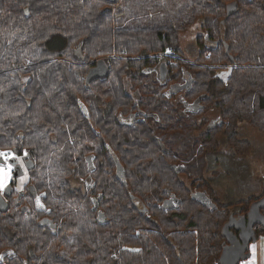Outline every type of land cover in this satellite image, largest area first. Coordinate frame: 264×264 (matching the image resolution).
<instances>
[{
  "label": "trees",
  "instance_id": "obj_1",
  "mask_svg": "<svg viewBox=\"0 0 264 264\" xmlns=\"http://www.w3.org/2000/svg\"><path fill=\"white\" fill-rule=\"evenodd\" d=\"M242 122L264 133V0H0V149L30 154L36 194L0 211V264H223L264 196L223 203L208 176L251 151Z\"/></svg>",
  "mask_w": 264,
  "mask_h": 264
},
{
  "label": "rangeland",
  "instance_id": "obj_2",
  "mask_svg": "<svg viewBox=\"0 0 264 264\" xmlns=\"http://www.w3.org/2000/svg\"><path fill=\"white\" fill-rule=\"evenodd\" d=\"M200 31L199 24H196L180 34L182 56L184 58L188 60L197 59L200 48L197 45L196 37ZM228 74L229 70L218 71V75H222L224 78ZM208 115L214 117L212 112L208 113ZM239 126V130L241 131L240 137L249 139L252 142L251 151L245 156H237L234 155V152L226 144L224 146L225 151H223L222 147L215 154L213 163L210 164L211 171L208 176L213 182H217L214 183V188L217 190L219 199L223 203L246 199L250 196L259 197L262 195V193H255L258 191V182L262 184L264 181V133L245 122L240 123ZM24 178L25 176L21 177L22 180ZM258 241H261L260 249L264 252V234L254 235V238L247 244L238 241L239 245L243 244L245 249H248L249 256L253 255L254 260L247 263V257H241L237 264H256L258 256L255 255L259 252ZM253 246H255V252H253Z\"/></svg>",
  "mask_w": 264,
  "mask_h": 264
},
{
  "label": "water",
  "instance_id": "obj_3",
  "mask_svg": "<svg viewBox=\"0 0 264 264\" xmlns=\"http://www.w3.org/2000/svg\"><path fill=\"white\" fill-rule=\"evenodd\" d=\"M236 7V3H231L229 6H228V14H232L234 12V9ZM26 15L27 17H30V13H29V10L26 9ZM83 48H84V43H82V45L80 47H78L76 50H75V53H74V56L77 60L79 61H82L84 59V56H83ZM233 59V58H231ZM166 74V71L164 69V67L162 68V76H165ZM108 75V66L105 62L104 59H99L97 61V63L95 64V66H93L92 68H90L87 76H86V81L88 83L92 82L93 80H96V79H99V78H104ZM26 165L29 169L33 168L34 167V162L33 160L31 159L30 157V154H28L26 157ZM3 163V160L0 158V164ZM10 163L13 165V164H16L15 163V160L12 159L10 161ZM119 166H118V169H117V172L119 174ZM124 174V172H123ZM19 175V172H18V167L16 168V171L14 173V177H17ZM121 179H123V177H121ZM124 184H127V182L125 180H123ZM12 186H8L7 187V194L10 195V191L9 189H11ZM30 190L31 192H33V187L31 186L30 187ZM180 202H181V199L175 197V198H170V199H166L164 201V205L165 208L167 209H173V208H178L179 205H180ZM260 206L261 207H264V196L262 197V199H260ZM170 204L167 206V204ZM173 203V204H172ZM175 203V205H174ZM8 209V203L7 201L4 199L3 195L0 194V211H6ZM25 210V209H23ZM255 216L254 218L252 216ZM248 218H250V225L248 226V229L244 232H242L240 234V240L242 241V243L244 244H247L251 239L254 238V235H255V231H254V228H253V224H262L263 221H264V215L261 213V211L258 209V207H256L255 205L253 206V208L250 210V212L248 213L247 215ZM253 218V219H252ZM98 221L100 222H108V220L106 219L105 215L102 214V213H99L98 215ZM252 224V225H251ZM243 227V220H240L238 225H237V228L238 229H241ZM235 239V237H230V240H233ZM241 257H246L244 256V248H240V249H226L223 254H222V263L223 264H237L238 261L240 260Z\"/></svg>",
  "mask_w": 264,
  "mask_h": 264
},
{
  "label": "flooded vegetation",
  "instance_id": "obj_4",
  "mask_svg": "<svg viewBox=\"0 0 264 264\" xmlns=\"http://www.w3.org/2000/svg\"><path fill=\"white\" fill-rule=\"evenodd\" d=\"M163 67H164L163 65H162V67L160 66L161 71L159 69V71L161 72V75H162V68ZM162 77H164V76H162ZM162 83H164V81L160 80V84H162ZM175 89L176 90H174V91H177L179 88L175 87ZM212 113L214 114V117H212L210 115H206V116H210V117H207L208 120H209L208 124H207L208 127L213 126V125H215L216 122H218V116H217L216 112H212ZM129 119L131 120V122H129V123H133L134 124L137 120H140L141 118H137V117H135L133 115V116H130ZM3 150H5V149H3ZM6 151H8L10 156H11V158L9 160V163H6L5 160L0 157L3 160V163L0 164V165L6 166V164H10L12 166L11 167V173H10L11 179H9L7 181L6 185L3 188H0V194L3 195V197L7 201V203H10L11 201H15V203H17L16 200H18L22 195H24V194H26L28 192L32 193V195L35 197L36 194L34 192V187L32 185H27V180H26L27 171L32 169V168L29 169L27 167V165H26V158L25 157L28 155V153H23L21 155H18L16 153V151H15V153H13L9 149H6ZM12 159L15 160L16 164L12 165L10 163V161ZM17 167H18L19 175L17 177H14V173H15ZM22 176H25V178L23 180L21 179ZM8 186H12V188L9 189L10 195H8L7 192H6ZM31 186L33 187V192L34 193L31 192V190H30ZM259 201L260 200L255 202V206L258 207L259 210H261L262 208L264 209V207H261L259 205L260 204ZM167 205H170V204H167ZM252 217L254 218L255 216L253 215ZM232 219L236 222V224H235L236 227L234 228V230L232 229L230 235H228V242L229 243L226 244V249H240V248H244V250H245L244 245L243 244L239 245L238 241L241 242L240 234L248 229V226L250 225V223H249L250 218H248L245 214H243L242 212L237 210V211H235V215H233ZM240 220H243V227L241 229H238L237 225H238ZM252 226H253L254 231H255L257 224H253ZM230 236L231 237H235V239L230 240Z\"/></svg>",
  "mask_w": 264,
  "mask_h": 264
},
{
  "label": "snow or ice",
  "instance_id": "obj_5",
  "mask_svg": "<svg viewBox=\"0 0 264 264\" xmlns=\"http://www.w3.org/2000/svg\"><path fill=\"white\" fill-rule=\"evenodd\" d=\"M0 156H3L5 161H7L9 158L8 153H0ZM11 167L12 166L10 164H6V166H0V188H2L4 186L6 181L11 179V175H10ZM136 251H138V250H136ZM253 252H255V246H253Z\"/></svg>",
  "mask_w": 264,
  "mask_h": 264
},
{
  "label": "crops",
  "instance_id": "obj_6",
  "mask_svg": "<svg viewBox=\"0 0 264 264\" xmlns=\"http://www.w3.org/2000/svg\"><path fill=\"white\" fill-rule=\"evenodd\" d=\"M261 193H262V195L264 193V181L262 182V184L260 182H258V191L255 194H261ZM261 234H264V233H261ZM258 243H259V245H258L259 246V252L257 253V255H255V256H258L256 264H264V252H262L260 249L261 241H258ZM247 260H248L247 263L253 261L254 260L253 255L247 257Z\"/></svg>",
  "mask_w": 264,
  "mask_h": 264
},
{
  "label": "built area",
  "instance_id": "obj_7",
  "mask_svg": "<svg viewBox=\"0 0 264 264\" xmlns=\"http://www.w3.org/2000/svg\"><path fill=\"white\" fill-rule=\"evenodd\" d=\"M0 153H8L9 154V152L8 151H6V150H3V149H0ZM2 159H4V157L3 156H0ZM10 158H11V156H10V154H9V158H8V160L7 161H5L6 163H9V160H10ZM5 160V159H4Z\"/></svg>",
  "mask_w": 264,
  "mask_h": 264
}]
</instances>
